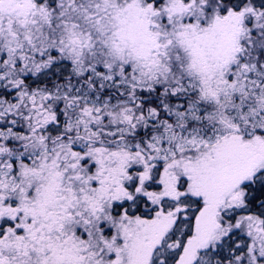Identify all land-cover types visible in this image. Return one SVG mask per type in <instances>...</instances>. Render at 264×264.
<instances>
[{"label":"snow or ice","instance_id":"snow-or-ice-1","mask_svg":"<svg viewBox=\"0 0 264 264\" xmlns=\"http://www.w3.org/2000/svg\"><path fill=\"white\" fill-rule=\"evenodd\" d=\"M0 264H264V0H0Z\"/></svg>","mask_w":264,"mask_h":264}]
</instances>
